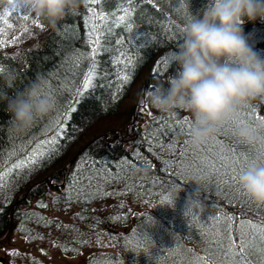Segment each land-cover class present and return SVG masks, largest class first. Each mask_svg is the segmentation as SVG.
I'll list each match as a JSON object with an SVG mask.
<instances>
[{
	"label": "trees",
	"instance_id": "trees-1",
	"mask_svg": "<svg viewBox=\"0 0 264 264\" xmlns=\"http://www.w3.org/2000/svg\"><path fill=\"white\" fill-rule=\"evenodd\" d=\"M207 2L136 0L130 29L117 26L112 16L94 21L101 33L96 75L80 96L77 90L92 50L87 8L118 16L121 5L128 7L124 0L84 3L55 27L26 9L18 13L0 6V40L19 38L0 47V97L13 98L43 77L55 103L49 117L16 134L7 100L0 99V168L57 136L51 158L41 160L35 171H14L0 189V243L13 234L29 245L11 248L19 253L13 255V264H62L56 255H77L84 249L83 264H190L196 254L223 259L219 245L211 241L223 240L226 248L228 232L215 235L213 214L235 216L237 225L243 219L264 220V204L238 183L249 164L264 162V100L240 111L243 123L237 119L223 125L195 149L188 142L191 113H162L144 99L155 85L168 86L177 69L172 53L182 42V26ZM243 28L250 45L264 57V21H246ZM125 74L132 77L127 84L120 79ZM70 107L75 110L61 119ZM57 120L63 126L59 135ZM241 126L257 130L256 143L248 145L237 137ZM196 191L200 206L188 208V196ZM240 232L246 233L245 242L252 239L247 225ZM51 251L56 263L47 259Z\"/></svg>",
	"mask_w": 264,
	"mask_h": 264
},
{
	"label": "clouds",
	"instance_id": "clouds-1",
	"mask_svg": "<svg viewBox=\"0 0 264 264\" xmlns=\"http://www.w3.org/2000/svg\"><path fill=\"white\" fill-rule=\"evenodd\" d=\"M85 0H0V6L26 9L55 25L79 10ZM264 21V0H208L202 12L192 15L182 26L183 39L172 53L177 65L167 87L157 84L144 93L145 101L162 113L182 109L193 122L189 144L199 149L220 128L235 122L240 111L253 101L264 100V57L250 45L243 25ZM14 77L8 75L9 81ZM43 77L7 100L12 115L11 131L23 134L38 119L55 111L54 99L46 91ZM237 137L248 145L258 140L257 130L238 127ZM196 179V178H194ZM238 183L250 198L264 204V162H254L239 175ZM200 192L190 194L188 208L200 206Z\"/></svg>",
	"mask_w": 264,
	"mask_h": 264
},
{
	"label": "snow or ice",
	"instance_id": "snow-or-ice-1",
	"mask_svg": "<svg viewBox=\"0 0 264 264\" xmlns=\"http://www.w3.org/2000/svg\"><path fill=\"white\" fill-rule=\"evenodd\" d=\"M124 2L128 5V7H124L121 5L117 11L122 14L118 15L116 12L105 13L103 8L97 11L95 8L88 7L87 11L90 14L85 23L90 27L89 35V44L92 46L91 52L87 54V59H89L90 64L88 71L85 73L84 79L81 82V87L77 90V95L80 96L82 93L90 88L93 84V78L96 75V60L95 57L100 50V36L101 33L98 30V25L94 23V21L106 22L110 16L115 18V24L117 26L121 24H126V26L131 28V17L135 11L132 5L136 2V0H124ZM149 3L152 0H148ZM101 0H85L86 7L88 4H99ZM15 10H18L16 8ZM34 23L39 25V21H34ZM42 27V25H40ZM25 32L28 31L27 28L24 29ZM182 31V30H181ZM19 38H13L9 41L0 40V47H3L5 43L14 44L18 42ZM119 42V41H118ZM117 63H121V60H117ZM77 66L79 64L77 63ZM3 69L0 68V72ZM123 84H127L131 81L132 77L130 75H123L120 77ZM74 108L69 109V112L65 113L61 119H68L71 111H74ZM261 117L257 116L255 119H260ZM187 123V118L183 121ZM238 122L243 123V118L238 117ZM57 124L60 126L58 135L63 131V126L60 120H57ZM264 140V136L261 137ZM57 143V136H53L51 138L40 141L36 144V146L32 149L30 153H28L23 159L17 160L15 163L11 164L6 168H0V189H3L7 186L9 177L16 170H23L24 168H28L30 172L35 171L36 168L40 166V161L45 157L51 158V152L54 151L52 146ZM264 148V146H262ZM23 150V149H21ZM12 155H15V152H11L9 154V158ZM261 158H264V151L260 153ZM221 160H226L227 158L221 155ZM19 174V172H17ZM166 201L170 200L169 197L164 198ZM40 207H47V205L41 203ZM79 215V214H77ZM213 220L216 222L215 224V235L217 237L223 236V231L226 229L228 232V245L225 248L223 240H212V245H219V250L223 259H212L208 255H199L196 254L193 259L190 261V264H264V220H261L258 223H254L250 219L240 220L239 224H236L237 218L228 214H221L212 216ZM207 224V223H205ZM245 225H247L248 229H250L253 233L252 239L245 242L243 236L246 233H241L240 229H242ZM221 226H224L223 228ZM207 235V233H205ZM192 251V250H189ZM18 252H13L12 255H18Z\"/></svg>",
	"mask_w": 264,
	"mask_h": 264
},
{
	"label": "rangeland",
	"instance_id": "rangeland-1",
	"mask_svg": "<svg viewBox=\"0 0 264 264\" xmlns=\"http://www.w3.org/2000/svg\"><path fill=\"white\" fill-rule=\"evenodd\" d=\"M18 13L21 12L23 10V8H18ZM261 46L264 47V43L260 44ZM205 219H208V217H205ZM17 244L24 245L25 243L19 239V237L12 235H7L4 238V241L2 243H0V264H13L12 263V249L13 247H15ZM27 244H25V247L27 248ZM22 249V248H21ZM84 251L86 252V250L84 249ZM82 252L80 254L77 255H56V257L62 262V264H83V262L86 260V256L85 252ZM52 255L47 257V259L49 260H54V262L56 263V258H55V252H50Z\"/></svg>",
	"mask_w": 264,
	"mask_h": 264
},
{
	"label": "bare ground",
	"instance_id": "bare-ground-1",
	"mask_svg": "<svg viewBox=\"0 0 264 264\" xmlns=\"http://www.w3.org/2000/svg\"><path fill=\"white\" fill-rule=\"evenodd\" d=\"M154 3V2H153ZM160 6V5H159Z\"/></svg>",
	"mask_w": 264,
	"mask_h": 264
}]
</instances>
